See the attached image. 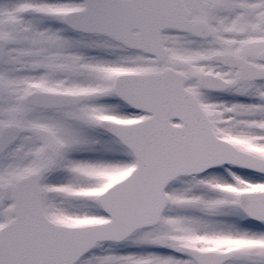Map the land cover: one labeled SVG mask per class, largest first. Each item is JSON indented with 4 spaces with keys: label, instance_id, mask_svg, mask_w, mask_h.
Masks as SVG:
<instances>
[{
    "label": "snow or ice",
    "instance_id": "1",
    "mask_svg": "<svg viewBox=\"0 0 264 264\" xmlns=\"http://www.w3.org/2000/svg\"><path fill=\"white\" fill-rule=\"evenodd\" d=\"M0 264H264V0H0Z\"/></svg>",
    "mask_w": 264,
    "mask_h": 264
}]
</instances>
